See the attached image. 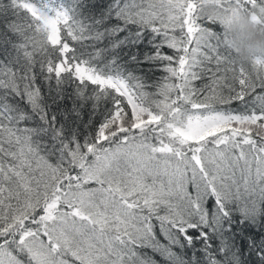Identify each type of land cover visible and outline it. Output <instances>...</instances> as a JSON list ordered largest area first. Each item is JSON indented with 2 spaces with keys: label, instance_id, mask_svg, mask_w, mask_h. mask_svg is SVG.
I'll return each instance as SVG.
<instances>
[{
  "label": "snow or ice",
  "instance_id": "obj_1",
  "mask_svg": "<svg viewBox=\"0 0 264 264\" xmlns=\"http://www.w3.org/2000/svg\"><path fill=\"white\" fill-rule=\"evenodd\" d=\"M0 264H264V61L225 18L0 0Z\"/></svg>",
  "mask_w": 264,
  "mask_h": 264
},
{
  "label": "clouds",
  "instance_id": "obj_2",
  "mask_svg": "<svg viewBox=\"0 0 264 264\" xmlns=\"http://www.w3.org/2000/svg\"><path fill=\"white\" fill-rule=\"evenodd\" d=\"M204 11L212 16L220 15L227 21V43L239 59L249 63L264 61V23H256L251 13L231 5L236 11L224 13L217 7V0H202Z\"/></svg>",
  "mask_w": 264,
  "mask_h": 264
}]
</instances>
